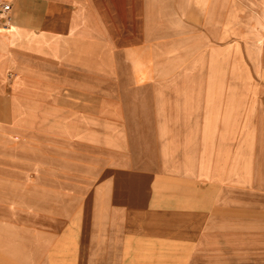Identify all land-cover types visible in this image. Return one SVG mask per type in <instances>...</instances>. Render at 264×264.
I'll list each match as a JSON object with an SVG mask.
<instances>
[{"label":"crops","instance_id":"obj_1","mask_svg":"<svg viewBox=\"0 0 264 264\" xmlns=\"http://www.w3.org/2000/svg\"><path fill=\"white\" fill-rule=\"evenodd\" d=\"M0 1V264H264V0Z\"/></svg>","mask_w":264,"mask_h":264},{"label":"rangeland","instance_id":"obj_2","mask_svg":"<svg viewBox=\"0 0 264 264\" xmlns=\"http://www.w3.org/2000/svg\"><path fill=\"white\" fill-rule=\"evenodd\" d=\"M258 6H262V7L261 8H258ZM251 8H252V14L262 13L263 12V9H264V4H254V5L252 4V7ZM129 16H130L129 14L126 15V17H129ZM252 17H253V15H252ZM252 17H251V19H252ZM130 19L132 21L134 20L132 18H130ZM250 22H251V20H250ZM252 30L255 31V36H258L259 39H261L262 42L264 43V20L261 21V22H259L257 26H255V27L252 28ZM185 63H189V61H185ZM245 63H246V66H249V68H250L249 71H250V74L252 75V80L253 81H264V71L261 74L260 73L258 74L251 67L252 65L249 63V60L247 58H245ZM224 64H225V62H224ZM224 64H222V65H224ZM238 73H239L238 75L237 74L234 75L233 80L234 81H243V73L242 72H238ZM224 77H225L226 80L227 79H229V80L232 79V77L230 76V74H229V77H228L227 74L225 73L224 74ZM219 91H220L219 92L220 93L219 95H221V93L224 92V91H225V93L232 92L233 91L234 92L233 95L235 96V98H242L243 97L242 89L237 88V87L229 88V89H225V90H219ZM249 91H250L251 95H253L256 90L251 89ZM247 92H248V90H246V94L244 96H247ZM242 127H243V129H246V128L248 129L249 122H244ZM238 128H240V126H237L236 129H238ZM239 139H244V138H242V137H236V140L237 141ZM256 139L258 140V138H256Z\"/></svg>","mask_w":264,"mask_h":264},{"label":"built area","instance_id":"obj_3","mask_svg":"<svg viewBox=\"0 0 264 264\" xmlns=\"http://www.w3.org/2000/svg\"><path fill=\"white\" fill-rule=\"evenodd\" d=\"M12 6L7 1H0V28L7 27L11 21Z\"/></svg>","mask_w":264,"mask_h":264},{"label":"bare ground","instance_id":"obj_4","mask_svg":"<svg viewBox=\"0 0 264 264\" xmlns=\"http://www.w3.org/2000/svg\"><path fill=\"white\" fill-rule=\"evenodd\" d=\"M12 26V25H11Z\"/></svg>","mask_w":264,"mask_h":264}]
</instances>
